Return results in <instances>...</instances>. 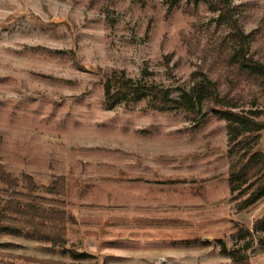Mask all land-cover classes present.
Here are the masks:
<instances>
[{"label":"rangeland","instance_id":"rangeland-1","mask_svg":"<svg viewBox=\"0 0 264 264\" xmlns=\"http://www.w3.org/2000/svg\"><path fill=\"white\" fill-rule=\"evenodd\" d=\"M174 2L0 0V162L18 193L0 182V202L28 201V173L42 208L72 216L63 247L0 227V264H231L222 243L264 264V228L254 227L264 196L241 207L244 196L230 191L237 155L225 121L208 105L193 117L152 109L147 97L104 104L102 76L115 71L171 97L203 74L220 91L254 95L245 108L264 107L256 84L231 87L212 62L211 45L229 38L218 11L203 0ZM230 2L251 56L264 61V0ZM71 249L92 257L73 258Z\"/></svg>","mask_w":264,"mask_h":264},{"label":"trees","instance_id":"trees-1","mask_svg":"<svg viewBox=\"0 0 264 264\" xmlns=\"http://www.w3.org/2000/svg\"><path fill=\"white\" fill-rule=\"evenodd\" d=\"M174 1L170 7L174 5ZM213 10L218 11V20L229 30V38L224 44L219 38L209 49L213 63L227 70L231 87L241 82L256 84L264 96V61L254 58L249 52L248 34H246L234 17L235 7L230 0H203ZM225 41V40H224ZM104 104L112 106L129 96L147 97V104L158 111L182 110L193 117L200 116L203 105H208L211 115L218 120H224L227 128V145L230 151H235L237 158L230 165L227 173V183L236 197H243L239 204L245 207L253 204L264 196V152L258 148L261 131L264 130V107L245 108L247 100L240 93L231 94L220 91L216 83L209 77L201 75L192 86L177 97H171L167 88L154 83H136L118 72L102 76ZM252 101V100H249ZM197 127V126H195ZM25 197L28 201L14 204L10 200L0 202V227L14 233H27L34 239L49 241L53 245L63 247L66 242L65 221L72 218L65 210L51 207L44 209L39 205L44 198L34 194L37 190L32 176L22 173ZM0 182L8 189L10 195H18L11 191L16 187V179L4 169L0 162ZM60 192L64 186L58 185ZM49 192L56 190L49 188ZM255 228H264V216L254 223ZM240 234L249 230L240 228ZM221 250L232 257L231 264H248L249 257L239 249H227L221 244ZM73 258L86 259L92 257L86 252L69 250ZM37 264H91L66 263L48 258H23Z\"/></svg>","mask_w":264,"mask_h":264}]
</instances>
